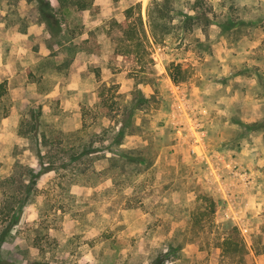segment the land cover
<instances>
[{
	"label": "rangeland",
	"instance_id": "rangeland-1",
	"mask_svg": "<svg viewBox=\"0 0 264 264\" xmlns=\"http://www.w3.org/2000/svg\"><path fill=\"white\" fill-rule=\"evenodd\" d=\"M150 2L0 0V181L38 165L37 137L18 132L32 108L38 132L63 144L147 98L122 144L139 164L106 169L100 150L80 177L44 173L15 223L0 216L5 264H148L160 253L165 264H264V0H206L216 21L245 24L221 35L174 20L157 40Z\"/></svg>",
	"mask_w": 264,
	"mask_h": 264
},
{
	"label": "trees",
	"instance_id": "trees-1",
	"mask_svg": "<svg viewBox=\"0 0 264 264\" xmlns=\"http://www.w3.org/2000/svg\"><path fill=\"white\" fill-rule=\"evenodd\" d=\"M59 1L64 3L68 0ZM177 1L179 0H151L148 4L146 13L151 27V35L155 40L161 39L172 32L174 20L180 22L188 32L192 31L195 27H203L210 23H215L223 35L232 31L236 25L240 23L245 24L243 20L237 23L231 17L222 21H216L215 18L210 16V12L208 11L210 6H208L206 0H189L187 11L179 9L175 4ZM81 7H85V4H81ZM229 7L231 9V6ZM44 11H42L44 19L47 21L49 27L52 28L54 25L51 19L52 16L50 13ZM134 28L128 26L127 30H125L128 39L133 40L138 38ZM195 40L198 46L205 43V41L199 38H195ZM171 76L174 80L177 79L174 74H171ZM146 100L147 98H144L141 93V96H134L128 99L121 107L122 110L118 107L115 110L105 111L102 117H107L110 121H113L112 124L99 126L100 131L97 132H94V130L86 131L87 137L85 139H77L76 141L70 143L64 142L63 144L56 139L58 137L56 135L52 136L44 130L38 132L39 115L41 112L40 110L34 112L32 108L30 110V118L22 120L18 132L27 135L31 140L37 137V144H39L36 147L38 165L37 167H33L17 164L12 174L0 181L3 189L0 216L6 217L8 223H15L24 206L35 202L37 194L35 191L37 190L38 181L48 171L69 169L74 175L76 174L77 177H80L82 174L95 170L93 166L87 168L86 171V167L82 165V162L91 158L94 164L96 160L101 158V156H94L97 151L104 150L105 152H109V156H103L108 161L106 169H115L118 161L121 162V166L128 161H133L138 165L140 162L138 150H135V152L134 149H127L122 144L127 135L136 132V115L133 108ZM258 125L259 123L255 121L250 124V127L255 128ZM83 130H86L85 122L75 132L79 133ZM2 242L3 236H0V247ZM170 247L171 252H173L181 249L183 245L181 243L176 246L170 245ZM33 263L51 264L48 261L40 262L38 260L33 261ZM0 264L5 263L0 259ZM148 264H165L164 255L158 254L150 259Z\"/></svg>",
	"mask_w": 264,
	"mask_h": 264
},
{
	"label": "crops",
	"instance_id": "crops-1",
	"mask_svg": "<svg viewBox=\"0 0 264 264\" xmlns=\"http://www.w3.org/2000/svg\"><path fill=\"white\" fill-rule=\"evenodd\" d=\"M219 28V27H218ZM219 33H220V28H219ZM221 34V33H220ZM221 35H223V34H221Z\"/></svg>",
	"mask_w": 264,
	"mask_h": 264
}]
</instances>
